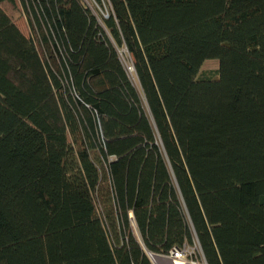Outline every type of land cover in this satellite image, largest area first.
Wrapping results in <instances>:
<instances>
[{"label": "trees", "instance_id": "obj_1", "mask_svg": "<svg viewBox=\"0 0 264 264\" xmlns=\"http://www.w3.org/2000/svg\"><path fill=\"white\" fill-rule=\"evenodd\" d=\"M183 246L264 264V0H0V264Z\"/></svg>", "mask_w": 264, "mask_h": 264}, {"label": "built area", "instance_id": "obj_2", "mask_svg": "<svg viewBox=\"0 0 264 264\" xmlns=\"http://www.w3.org/2000/svg\"><path fill=\"white\" fill-rule=\"evenodd\" d=\"M195 247L183 246L182 248H173L168 254L159 255L158 260L163 259L166 264H199L198 260L205 261L202 258H198L199 253ZM203 264V263H202Z\"/></svg>", "mask_w": 264, "mask_h": 264}, {"label": "rangeland", "instance_id": "obj_3", "mask_svg": "<svg viewBox=\"0 0 264 264\" xmlns=\"http://www.w3.org/2000/svg\"><path fill=\"white\" fill-rule=\"evenodd\" d=\"M11 14L13 13L16 20L20 23V24H23L26 28H27V22L25 20V16L23 15L22 13V9L20 8V6H17L16 10H12V11H9ZM102 13L106 14L107 13V8L105 7L104 10L101 11ZM119 54H120V59L122 61V63L124 64L125 68L127 69L129 75L131 78L134 79V75H133V69H132V66H131V58L130 56L128 55V53L126 52V50L124 48H121L119 50ZM216 67V64L214 62H208L204 69H214ZM152 258L150 257V260L152 261V264H166L164 263L165 261L163 259H159V260H156L154 259L155 255H151ZM198 258H201L198 254H197ZM154 260V261H153ZM199 264H204V262L201 260H198Z\"/></svg>", "mask_w": 264, "mask_h": 264}, {"label": "water", "instance_id": "obj_4", "mask_svg": "<svg viewBox=\"0 0 264 264\" xmlns=\"http://www.w3.org/2000/svg\"><path fill=\"white\" fill-rule=\"evenodd\" d=\"M151 255H152V254H149V257H151V258H152V256H151ZM155 256H157V257H158L159 255H155ZM153 261H154V260H153Z\"/></svg>", "mask_w": 264, "mask_h": 264}, {"label": "crops", "instance_id": "obj_5", "mask_svg": "<svg viewBox=\"0 0 264 264\" xmlns=\"http://www.w3.org/2000/svg\"><path fill=\"white\" fill-rule=\"evenodd\" d=\"M154 259L158 260V257H157V256H155V257H154Z\"/></svg>", "mask_w": 264, "mask_h": 264}]
</instances>
